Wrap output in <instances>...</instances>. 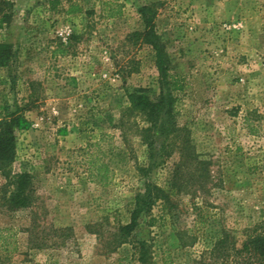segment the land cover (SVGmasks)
Instances as JSON below:
<instances>
[{
  "label": "rangeland",
  "instance_id": "rangeland-1",
  "mask_svg": "<svg viewBox=\"0 0 264 264\" xmlns=\"http://www.w3.org/2000/svg\"><path fill=\"white\" fill-rule=\"evenodd\" d=\"M150 17L179 84L178 121L208 179L205 189H175L173 209L156 204L135 241L113 249L148 161L135 131L146 121L125 117L130 94L161 89L157 51L138 34ZM0 44L12 52L0 65V116L9 104L31 121L16 130L12 171L35 187L30 207L0 210L18 244L0 249V264H144L136 242L145 264H192L223 234L243 241L264 222V0H0ZM91 157L110 164L107 185L92 179ZM178 159L149 179L170 189Z\"/></svg>",
  "mask_w": 264,
  "mask_h": 264
},
{
  "label": "trees",
  "instance_id": "trees-1",
  "mask_svg": "<svg viewBox=\"0 0 264 264\" xmlns=\"http://www.w3.org/2000/svg\"><path fill=\"white\" fill-rule=\"evenodd\" d=\"M75 11L76 8H72L67 12ZM151 20V17L146 19L150 28L138 34H143L157 51L161 89L159 94L153 96L144 90H136L135 93L130 94V105L125 117L129 119L138 114L146 121V126H135V131L147 146L148 161L138 167L140 174L145 178L144 188L136 195L130 222L118 226V233L116 230L111 243L113 249L126 242L135 241L134 230L141 222V217L151 214L156 204L161 203L164 210L173 209L171 197L175 189L180 191L192 186L193 182L205 189L208 179L204 174L206 173L205 162L196 154L188 129L180 125L178 121L174 91L179 89V84L174 75L170 73L171 66L165 56L160 37L151 26ZM11 57V50L5 44H0V65H7ZM122 125H125V121ZM30 127L31 121L25 115L11 111L9 104L3 108L0 116V174L5 177L6 182L0 187V210L8 214L30 207L34 201L35 187L32 176L28 172L12 171V165L16 160V130ZM61 133L66 134V129H62ZM129 146L126 144V147L120 150L122 157L125 158L130 153ZM176 153L179 159L172 168L169 180L170 189L151 181L149 179L151 172ZM91 156L93 157V154ZM92 157L89 160L90 167L96 170V174L93 170L90 172L92 179L102 185H107L111 179L110 164L99 162V159ZM151 218L154 220L152 216ZM197 218V222L202 226L207 223V218L202 211L197 213ZM248 231V236L243 241L235 240L227 233L223 234L213 243L209 251L194 259L192 264H264V222L255 224ZM16 233L11 226H0V249L10 253L17 251ZM178 236L182 245H187L179 234ZM136 243V249L140 253L138 260L145 264L149 260L146 251H143L144 244L140 242L138 246V242ZM188 244L192 245L194 241ZM165 264H169L168 260Z\"/></svg>",
  "mask_w": 264,
  "mask_h": 264
}]
</instances>
